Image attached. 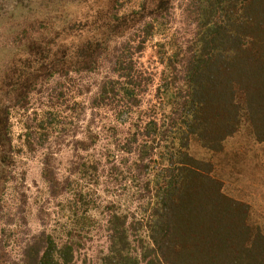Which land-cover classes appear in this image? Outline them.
Returning <instances> with one entry per match:
<instances>
[{
	"label": "trees",
	"instance_id": "16d2710c",
	"mask_svg": "<svg viewBox=\"0 0 264 264\" xmlns=\"http://www.w3.org/2000/svg\"><path fill=\"white\" fill-rule=\"evenodd\" d=\"M173 1L142 0L140 8L124 13L125 4L114 0L111 8L96 14L95 23L107 31L106 36L84 39L69 57L55 38L42 34L45 37L29 41L23 64L11 66L3 76L5 86L0 87V165L8 168L15 152L13 112H28L30 94L40 81L72 70L96 72L108 64L116 79L99 85L92 106L115 112L119 125H128L132 133L131 139L116 146L117 152L134 157L126 168L134 175L122 171L123 175L140 181L150 175L155 150L166 153L160 157L164 165L152 183L145 182V195L139 196L146 200L142 218L107 208L106 244L99 264H264V230L249 224L248 204L227 195L213 163L190 151L196 142L204 150L222 152L224 142L241 126H249L254 141L264 143V0L179 2L188 37L168 50L156 45L167 68L158 91L166 90L161 105L169 124L160 125L156 111L136 112L151 80L138 73L133 48H120L115 42L142 24L144 34L136 51H143L155 33L166 30ZM77 26L73 22L67 28ZM56 118L48 123L40 120L36 126L26 123V145L32 146L39 134L42 139L41 131L58 122ZM94 138L89 136L90 141ZM81 146L86 151L90 145ZM1 172L6 178L4 169ZM56 187L51 184V191ZM94 206L83 215L67 210L70 214H64L59 235L49 229L32 234L19 245L20 259L12 262L4 251L13 246L11 230L0 247V264H76L77 253L84 249L77 232L95 226L90 213L98 208Z\"/></svg>",
	"mask_w": 264,
	"mask_h": 264
},
{
	"label": "rangeland",
	"instance_id": "374dc122",
	"mask_svg": "<svg viewBox=\"0 0 264 264\" xmlns=\"http://www.w3.org/2000/svg\"><path fill=\"white\" fill-rule=\"evenodd\" d=\"M113 1L0 0V87L5 86L3 76L11 66L23 64L29 41L36 40L37 36L38 39L45 37L42 34L55 38L58 46L66 48L68 57L84 39L105 37L107 31L95 23L96 14L102 8H111ZM119 1L125 4L124 13L140 8L142 2ZM180 1L171 3L173 17L166 30L155 33L154 40L148 42L143 51L137 52L144 34L142 24L129 29L115 42L117 47L133 48L138 73L151 80L136 112L156 111L161 117L157 118L160 125L169 124L161 105L166 90L158 91L163 87V73L167 74V68L159 60L156 45L168 50L188 37V24L179 7ZM73 22L79 26L68 29V23ZM107 79H116L108 64L91 73L75 70L59 73L37 84L35 92L30 94L27 113L13 112L11 139L15 152L8 168L0 165V247L6 243L9 232L14 231L13 246L4 250L8 261L20 259V246L32 234L49 229L59 235L65 222L64 214H70L67 210L83 215L95 204L98 208L90 212L95 226L77 232L84 249L77 253L76 264H99L106 244L103 228L107 208L142 218L146 200L139 196L145 195V182L152 183L155 173L164 165L160 157L166 150H155L150 175L140 181L129 177L134 171L128 173L126 168L131 166L134 157L116 151L117 144L131 139L128 125H119L115 112L109 108L92 106L99 85ZM56 116L58 122L45 127L41 131L43 138L39 139L40 134L33 137V144L28 147L23 137L26 123L36 126L40 120L53 122ZM250 133L249 126H241L235 136L224 142L222 152L204 150L196 142H192L190 151L197 159L213 163L216 178L223 183L225 193L248 204L249 224L264 230V143L255 142ZM89 136H94V141H90ZM82 142L90 145L86 151L81 150ZM126 159L129 162L125 165ZM84 164L88 167L84 168ZM122 171L129 175H123ZM51 184L57 186L52 191ZM149 187L152 189V184Z\"/></svg>",
	"mask_w": 264,
	"mask_h": 264
}]
</instances>
